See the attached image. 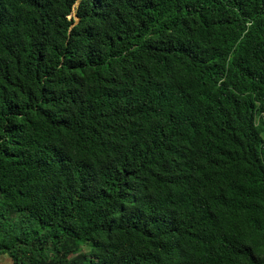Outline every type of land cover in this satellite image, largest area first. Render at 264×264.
I'll use <instances>...</instances> for the list:
<instances>
[{"label":"trees","instance_id":"1","mask_svg":"<svg viewBox=\"0 0 264 264\" xmlns=\"http://www.w3.org/2000/svg\"><path fill=\"white\" fill-rule=\"evenodd\" d=\"M2 254L264 264V0H0Z\"/></svg>","mask_w":264,"mask_h":264},{"label":"rangeland","instance_id":"2","mask_svg":"<svg viewBox=\"0 0 264 264\" xmlns=\"http://www.w3.org/2000/svg\"><path fill=\"white\" fill-rule=\"evenodd\" d=\"M72 15L75 16V10ZM0 260L1 264H14L12 258L7 254H2Z\"/></svg>","mask_w":264,"mask_h":264}]
</instances>
